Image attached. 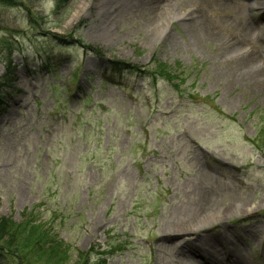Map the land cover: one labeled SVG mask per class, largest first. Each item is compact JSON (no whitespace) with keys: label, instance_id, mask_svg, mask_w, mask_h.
I'll return each instance as SVG.
<instances>
[{"label":"rangeland","instance_id":"rangeland-1","mask_svg":"<svg viewBox=\"0 0 264 264\" xmlns=\"http://www.w3.org/2000/svg\"><path fill=\"white\" fill-rule=\"evenodd\" d=\"M116 1L0 0V226L44 224L67 264H204L184 254L205 249L201 234L264 264V97L222 76L216 42ZM197 1L221 38L264 25L248 1ZM202 191L231 212L172 233Z\"/></svg>","mask_w":264,"mask_h":264},{"label":"bare ground","instance_id":"bare-ground-1","mask_svg":"<svg viewBox=\"0 0 264 264\" xmlns=\"http://www.w3.org/2000/svg\"><path fill=\"white\" fill-rule=\"evenodd\" d=\"M132 1L134 2L129 3L130 5H128V0H117L114 4V8L115 6H130L131 8H135L136 6V12H145L147 14L149 18L147 22L150 24L153 23L151 16L160 13H165V15L171 17L170 19L172 20H182L183 28H185L187 35L195 46H199L203 42L210 45L212 41L217 43L215 48L218 51L217 56L226 60L225 69L222 70V76L224 78H232V82L235 80L244 81L254 92L264 97V56L254 51L255 46L264 44V25H261V27L259 26L258 28H253L250 25L246 26V24L244 26L241 25V27L238 28L239 35L236 40L227 36H222L221 38L219 32L203 21V18L197 11V0H181L176 3H164L160 2L161 0ZM223 1L224 0H221L219 4H223ZM245 1H248L251 8L255 6L257 10H264V0ZM108 4H101L99 6L98 11L101 16H105L109 10L113 9V7H109ZM259 21H264V13L259 18ZM162 31L163 30L160 29V32ZM249 44H253V46L251 45V48L247 50V45L249 46ZM260 46L264 47V45ZM217 201L218 200L208 191H202L200 193L199 201L194 204L195 206H192V212L189 213L185 223L180 226L172 227L173 231L171 230V232L177 235H188L192 232V235H196L197 233L195 232H197V230L202 228L205 229L207 226L206 224L208 223L207 221L214 218L211 216L213 213H210V209L215 210L217 215L215 219L231 212V210L219 206ZM236 202H238L237 208L246 207V202H241L240 200ZM192 228L196 229L194 230ZM201 231L203 232V230ZM220 237H223L222 234ZM196 241L202 245L206 244L207 246L205 249L201 248V250L197 251H185L184 254L187 253L188 257L194 256L195 259L199 258L204 264H246L243 260L244 257L242 256L241 251H239L237 247L224 248L225 253H221L220 248H222V245L220 244V246L217 242L215 243L216 238L213 236L201 234L196 237ZM221 255L226 257L227 262L220 259L221 257L219 256ZM228 258H231V261H229Z\"/></svg>","mask_w":264,"mask_h":264},{"label":"trees","instance_id":"trees-1","mask_svg":"<svg viewBox=\"0 0 264 264\" xmlns=\"http://www.w3.org/2000/svg\"><path fill=\"white\" fill-rule=\"evenodd\" d=\"M110 64V69L119 75L138 76L141 73L127 63L113 61ZM31 220H27L23 226L11 222L0 226V252L11 253L24 260L33 254L35 258L45 257L46 264H67L70 257L68 247L52 237L47 226Z\"/></svg>","mask_w":264,"mask_h":264}]
</instances>
